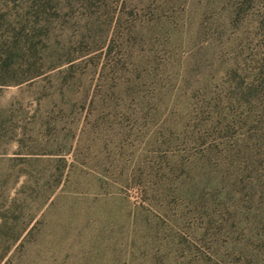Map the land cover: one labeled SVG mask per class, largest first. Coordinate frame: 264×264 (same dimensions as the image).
Masks as SVG:
<instances>
[{"label":"rangeland","instance_id":"obj_1","mask_svg":"<svg viewBox=\"0 0 264 264\" xmlns=\"http://www.w3.org/2000/svg\"><path fill=\"white\" fill-rule=\"evenodd\" d=\"M0 264H264V0H0Z\"/></svg>","mask_w":264,"mask_h":264},{"label":"trees","instance_id":"obj_2","mask_svg":"<svg viewBox=\"0 0 264 264\" xmlns=\"http://www.w3.org/2000/svg\"><path fill=\"white\" fill-rule=\"evenodd\" d=\"M31 233H32V231L30 230L29 234H31Z\"/></svg>","mask_w":264,"mask_h":264}]
</instances>
